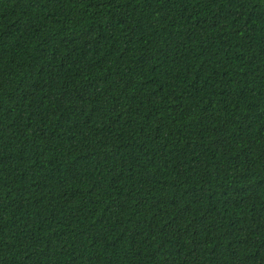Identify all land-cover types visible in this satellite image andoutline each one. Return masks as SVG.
Listing matches in <instances>:
<instances>
[{
  "label": "trees",
  "instance_id": "trees-1",
  "mask_svg": "<svg viewBox=\"0 0 264 264\" xmlns=\"http://www.w3.org/2000/svg\"><path fill=\"white\" fill-rule=\"evenodd\" d=\"M0 264H264V0H0Z\"/></svg>",
  "mask_w": 264,
  "mask_h": 264
}]
</instances>
